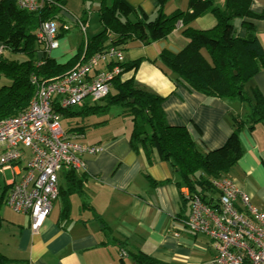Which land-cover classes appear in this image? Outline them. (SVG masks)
<instances>
[{"label":"crops","instance_id":"1","mask_svg":"<svg viewBox=\"0 0 264 264\" xmlns=\"http://www.w3.org/2000/svg\"><path fill=\"white\" fill-rule=\"evenodd\" d=\"M59 1L63 3L60 14L63 25L69 28H59V45L49 57L56 64L71 68L82 60L83 56H78L81 48L102 29L99 13L102 0ZM126 1L149 16L154 15L151 0ZM215 1L223 4V0ZM112 2L105 0L107 5ZM187 5L188 0H167L164 11L170 15L186 9ZM250 9L261 13L264 0H253ZM93 14L98 20L94 19L92 24ZM75 18L85 23V34L80 32ZM247 21L253 23L264 47V21ZM241 22L236 20L234 25L237 35L244 37L246 30ZM215 25L214 16L206 13L189 26L207 31ZM88 30L93 34L90 39ZM181 30L180 26L166 38L148 45L130 44L123 54L124 61L140 59V63L135 72L126 73L124 78L132 76L140 88L163 97L161 107L167 123L184 127L195 144L206 152L225 143L232 131V118H244L249 108L239 100L210 98L195 92L185 83L173 81L160 68L162 51L177 54L186 46ZM105 65L101 63L98 69H104ZM249 87L264 96V71L252 77L246 89ZM132 128L131 123L127 133L112 130L85 141L99 145L102 150L96 155L82 156L84 168L75 174L83 176V193L68 195L67 213L63 195L58 194L37 232L31 230L27 215L0 214V255L10 264H120L121 261L133 264L129 254L141 251L164 264H208L215 253L214 244L206 236L188 232L182 225L189 206L181 200L185 188L176 185L178 173L168 162L159 160L155 150L150 152L151 162L142 148L133 150L129 142ZM239 138L242 156L227 176L254 207L264 211V124H257L252 130L245 128ZM4 172L12 176V170ZM66 172L62 170L58 174L59 192V188L67 185ZM12 179L13 176L7 179L5 187L19 177Z\"/></svg>","mask_w":264,"mask_h":264},{"label":"trees","instance_id":"2","mask_svg":"<svg viewBox=\"0 0 264 264\" xmlns=\"http://www.w3.org/2000/svg\"><path fill=\"white\" fill-rule=\"evenodd\" d=\"M151 2L155 9L153 16L135 9L126 0H113L110 5L102 0L99 12L102 29L84 49L81 48L78 56H83L84 61L109 48L124 54L134 42L148 45L166 38L181 23L186 46L177 54L162 51L160 68L173 81L185 83L191 90L207 97L245 102L249 112L244 118H232V131L225 143L203 152L184 127L170 126L161 107L164 98L140 88L134 77L124 78L126 73L137 70L140 59L105 65L106 69L116 65L119 72L110 83L108 95L101 100L105 101L104 106H99L101 101L85 100L81 105L65 109L55 106L54 112L61 121L104 113L112 104L123 106L125 114L132 118L129 142L133 150L142 148L149 162L150 152L155 150L159 160L168 162L178 173V188L184 187L190 197L197 196L209 207L218 209V193L212 187V180L227 176L241 158L240 132L264 124V96L256 88L246 89L252 77L264 71V47L254 32L253 23L246 19L264 21V11L252 12L253 0H223L222 5L215 0H188L186 9L167 15L164 11L167 0ZM62 6L59 0H47L36 12L27 13L17 7L16 0H0V45L2 50L9 52L8 56L0 54V79L9 81V85L0 84V119L16 116L27 109L35 93L32 76L46 80L61 76L72 68L56 64L42 52L36 40L41 22L56 20L62 28ZM206 13L214 16V28L202 31L189 26ZM236 20L242 21L246 36L237 35ZM14 54L24 56V60H13L11 55ZM64 132L77 134L81 136L79 141L85 142L81 127ZM63 170H67V185L59 188L58 193L63 195L67 213L68 195L83 193V176L77 177L73 169ZM4 194L3 190L2 197ZM181 200L187 202L182 194ZM129 255L133 264H164L141 251ZM10 263L0 255V264Z\"/></svg>","mask_w":264,"mask_h":264},{"label":"built area","instance_id":"3","mask_svg":"<svg viewBox=\"0 0 264 264\" xmlns=\"http://www.w3.org/2000/svg\"><path fill=\"white\" fill-rule=\"evenodd\" d=\"M46 1L16 0V5L32 13ZM75 19L80 32L85 34V23ZM58 26L56 20H48L41 22L36 31V40L48 56L59 45ZM180 26L178 23L177 27ZM123 61L122 52L109 48L80 60L61 76L46 80L32 76L35 93L27 109L0 119V173L10 169L12 180L19 177L11 181L5 202L14 213L29 216L33 232L39 230L58 198L59 172L81 170L85 164L83 155H96L102 150L99 145L80 142L81 136L77 134L65 133L55 106L65 109L85 100L101 101L108 95L119 69L112 65L98 70L99 65ZM212 187L218 193V209L209 207L197 196L190 197L184 190L189 211L182 221L183 228L206 236L214 244L215 253L208 264H264V211L254 207L228 176L212 180Z\"/></svg>","mask_w":264,"mask_h":264},{"label":"rangeland","instance_id":"4","mask_svg":"<svg viewBox=\"0 0 264 264\" xmlns=\"http://www.w3.org/2000/svg\"><path fill=\"white\" fill-rule=\"evenodd\" d=\"M93 16L94 17L92 24L94 22V19L98 20L97 15L93 14ZM92 26L93 25H91V27ZM88 31H89L88 37L90 39L93 36V34H91L90 30ZM0 50H1L0 54H3V56H8L9 52L7 50H2L1 45H0ZM11 58L13 60H18V61L24 60V56L22 55L14 54L11 55ZM0 84L9 85V81L5 78H1ZM104 104L105 101H101L99 103V106H104ZM101 112L94 115H88L82 118L75 117L69 120H61L60 126L65 131H68L73 127L83 128L84 136H85L84 141L86 142L92 140L95 137V135L102 136L107 131L112 132V130H115L116 131L115 133H122V132L127 133L128 129H130V124L132 123L131 117L125 114L123 106L118 104H112L106 112L104 113ZM9 178H12L10 172H4V174L0 173V202L1 199L4 202L0 205V214L2 215L5 212V214H7L8 216H16V214L7 207L5 202L6 195L9 192V187L5 188V184L7 179ZM3 190L5 191V194L3 197H1Z\"/></svg>","mask_w":264,"mask_h":264}]
</instances>
